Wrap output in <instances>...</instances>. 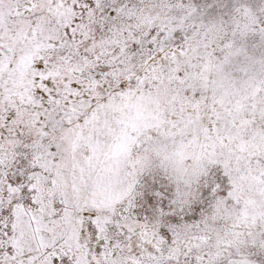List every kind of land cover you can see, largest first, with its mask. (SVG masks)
<instances>
[{
    "label": "snow or ice",
    "instance_id": "6c2138e0",
    "mask_svg": "<svg viewBox=\"0 0 264 264\" xmlns=\"http://www.w3.org/2000/svg\"><path fill=\"white\" fill-rule=\"evenodd\" d=\"M0 264H264V0H0Z\"/></svg>",
    "mask_w": 264,
    "mask_h": 264
}]
</instances>
